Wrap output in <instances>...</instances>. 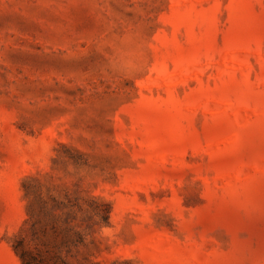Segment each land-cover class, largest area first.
<instances>
[{"label": "rangeland", "instance_id": "374dc122", "mask_svg": "<svg viewBox=\"0 0 264 264\" xmlns=\"http://www.w3.org/2000/svg\"><path fill=\"white\" fill-rule=\"evenodd\" d=\"M264 264V0H0V264Z\"/></svg>", "mask_w": 264, "mask_h": 264}, {"label": "trees", "instance_id": "16d2710c", "mask_svg": "<svg viewBox=\"0 0 264 264\" xmlns=\"http://www.w3.org/2000/svg\"><path fill=\"white\" fill-rule=\"evenodd\" d=\"M14 248L16 249V252L18 253V255L20 257L22 264H36L27 258V251L26 250H23V249L19 250V249H17V247H14Z\"/></svg>", "mask_w": 264, "mask_h": 264}]
</instances>
